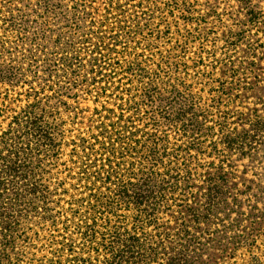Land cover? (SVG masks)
Listing matches in <instances>:
<instances>
[{
	"label": "trees",
	"instance_id": "16d2710c",
	"mask_svg": "<svg viewBox=\"0 0 264 264\" xmlns=\"http://www.w3.org/2000/svg\"><path fill=\"white\" fill-rule=\"evenodd\" d=\"M2 1L1 52L18 27L10 2ZM175 4L174 12L192 18ZM35 5L48 24L61 16L49 28L57 34L54 51L35 60L53 95L35 88L30 112L13 117V106L22 100L12 89L0 97V128L10 120L0 134V264L199 261V253L210 248L216 199L226 189L227 174L215 160L223 163L232 153L254 158L264 147V93H256L255 82L261 79L246 83L241 75L256 69L245 72L232 63L219 93L236 101L239 92H252L262 109L216 115L204 97L212 53L190 56L192 41L174 40L171 27L161 30L169 24L162 0H35ZM241 10L249 22L259 17L249 7ZM231 36L227 44L242 41ZM161 37L176 43L167 53ZM43 53L37 49L35 58ZM53 75L82 88L96 107L76 108L63 120L57 106L67 103ZM0 80L13 87L16 77L0 72ZM25 223L35 225L32 238L18 237Z\"/></svg>",
	"mask_w": 264,
	"mask_h": 264
},
{
	"label": "rangeland",
	"instance_id": "374dc122",
	"mask_svg": "<svg viewBox=\"0 0 264 264\" xmlns=\"http://www.w3.org/2000/svg\"><path fill=\"white\" fill-rule=\"evenodd\" d=\"M8 1L10 2L8 7L18 19V27L14 30L11 39L13 43L8 46L7 51H0V72L11 74L16 77V80L13 87L8 82L0 80V97L4 96L5 89H12L17 93L15 97L22 100L13 106V112H11L13 117L30 112L29 106L35 101V88L38 92L53 95V92H49L47 88V82L44 81L48 75L37 70L35 60L43 61L48 58L47 53L54 51L52 37L56 38L57 34L51 33L49 28L55 29L61 16L58 14V18L48 24L46 18H42L43 10L35 5V0ZM175 1L179 2L178 6L181 5L183 10L191 11L192 18L184 19L182 11L174 12L173 9H177L172 8L176 5ZM168 2V0L167 2L162 0V4H166L162 8L164 15L168 17L169 24H162L161 30L166 32L171 27L173 32L171 36L174 40H185L187 37L190 42L192 41L189 47L190 56L199 54L200 51L204 57L210 56L205 51L212 53V61L206 60L212 71L209 92L204 93L206 108L210 110L212 107L216 115L228 111L248 112L254 108L262 109L261 105H255L256 96L252 92H239L241 98L235 101L230 97L231 95H223L219 93V90L227 84L226 79L221 80L223 72L231 69L232 63H235V69H243L245 72L252 70L254 66L255 74L247 72L244 76L241 72L243 82L244 79H247L246 83H248L255 80L254 77H259L261 80H255V82L260 92L256 93L258 95L264 93V0H172ZM2 4L3 1L0 0V8ZM248 7L259 14V17L257 14L256 22H249L245 12L241 10ZM126 17L127 22H130L129 13ZM158 23L157 20L150 23L152 30L155 31ZM177 23L179 26H176ZM177 27L180 34L176 32ZM156 33L157 31L154 32L155 37ZM230 35L234 37V41L239 39L242 41L234 45L227 44L225 39ZM162 41L165 42V45L161 46L164 53L169 51L170 45H176L175 42L167 44L169 40L166 42L162 39ZM248 46L252 47V51H249ZM37 49L43 50L44 53L35 58ZM139 52L141 53L142 50ZM53 80L55 83L60 81V85L56 86L55 90L62 88L58 96L67 103L65 107L60 104L57 106L63 120L67 119V115L74 116L73 111L76 108L96 107L94 100L91 98L87 100L85 92L79 86L76 87L71 83L70 86L65 85V79L61 81L54 77ZM231 80L229 77L228 82ZM49 85L53 84L50 82ZM199 89L200 87L197 86L196 91ZM211 91L213 94L209 95ZM218 99L219 103H217ZM9 123L10 120L2 123L0 134L8 128ZM260 149L254 158H240L235 153L228 156L229 158L223 163L216 158V160L207 158L208 161L215 160L216 167L224 168L227 174L226 189L225 194L220 196V201L216 199L214 206V217L210 227L212 238L210 248L205 253H199L200 260L193 264H264V147ZM32 231H35V225L25 223L17 234L18 237L32 238Z\"/></svg>",
	"mask_w": 264,
	"mask_h": 264
}]
</instances>
